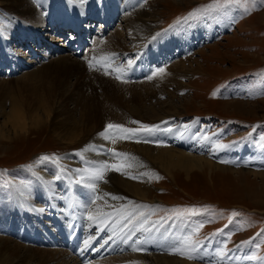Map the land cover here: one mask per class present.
<instances>
[{"label": "rangeland", "instance_id": "obj_1", "mask_svg": "<svg viewBox=\"0 0 264 264\" xmlns=\"http://www.w3.org/2000/svg\"><path fill=\"white\" fill-rule=\"evenodd\" d=\"M119 1L122 3L123 0ZM31 2L38 7L41 13H45L48 6L56 10L61 4L59 0H31ZM144 2H150V12L158 14V21L152 32L144 33L143 37L133 40L129 35L127 24L120 19V21H115V24L102 37L97 32V26L94 28L96 34L93 35L91 42L86 45L80 56L76 57L85 67L84 74L98 76L128 86L130 83L141 82L159 84L162 80L153 73L163 68L164 72L168 69L171 74L170 68L176 63H181L187 69L192 68L194 73L182 77V74L178 72L175 79L180 80L182 88H178L177 84H172L173 86L168 88L162 86L163 88L154 92V96L149 94L145 100L146 103L156 106L157 102L169 101L171 99H168L169 95H173L172 102L176 111L174 116L168 117L167 115L153 122L141 121L128 115L125 116V113L118 110L119 108L115 105L114 111L116 116L120 117V121H107L105 128L110 133L108 137L118 139L117 141H121L120 144L123 145L127 144V141H138L161 147L168 145L185 152L191 151L192 154L200 155L202 153L219 165L235 169L264 171V19L262 18L264 3L261 0H241L240 3H226V0H142L138 3L139 9ZM83 6L84 4L81 3V7ZM71 7L76 11L74 6ZM113 7L111 0H99V6L95 11L105 8L109 10L107 14L110 15ZM122 10L116 9L113 14ZM77 13L82 15V13ZM124 13L122 18L131 12L124 11ZM120 16L121 14H118L116 19ZM0 21H4L1 14ZM50 29L42 34V38L45 39L44 45H49L47 42L55 40L54 42L58 46L60 45L59 47H64V43L57 41V36ZM117 31L124 36L125 44L122 46L126 49L117 48L116 51H112L107 42L110 37H114L118 41V38L115 37ZM155 37L158 38L155 39ZM173 37L177 40L180 39L179 46L182 38H185L184 49L172 46L170 38ZM0 38L2 39L0 52L3 54L15 53L16 48L12 49L11 47L15 41L3 34ZM142 39L147 40L141 42ZM150 39L156 44L154 47L145 44ZM176 39L173 40L176 41ZM144 44L146 45L145 49L140 48ZM183 46L182 43L181 47ZM42 48L44 49V47ZM185 48L187 50L185 54L177 52L184 51ZM20 49L22 51L19 50L18 53L23 54L25 60L32 59L28 58L29 47L27 45L22 44ZM63 50L66 51L55 53L69 56L72 53L71 49L69 52L68 48H63ZM144 50L146 51L145 57H149L153 53L149 61L146 62L148 71L142 76L143 78L148 73L146 78L129 79L127 72L124 76L122 75L124 70L113 69L116 66L114 63L117 61L118 65L135 67V62L141 61L142 56L144 57ZM52 55L53 53H51V57ZM115 57L118 59H111H115ZM109 58L113 60L112 64ZM47 61L49 62L50 58H46L42 62ZM131 62H133L132 65ZM197 64L202 70L196 72ZM7 65L3 64L0 68L6 66L3 70L5 71L8 69ZM105 67L108 69L109 75L105 74ZM29 70L28 67L20 69L12 77L0 72V80H9L0 82V108L4 109V112H8L12 105L11 102L15 100L18 104L20 102L26 112L35 111L40 117L37 120V125L28 127L27 130L20 133L14 134L6 130L7 132H4V135H8L6 138L1 136L0 129V187L3 188L9 187V181L14 176L12 171L19 166H26L29 171L31 170V174H35L32 171L34 169L32 166H39L38 168L48 171L47 173L50 174L51 171L67 170V167L64 166L61 169L57 168L58 165L61 166L58 162L65 159L63 157L68 160L75 157L72 161L74 163L70 165L82 164L84 166L87 163L86 153L80 155L74 153L79 150L81 145L88 144L89 140L86 139L70 149H63L57 143L52 127L56 126L64 117L60 118L58 114L54 115L56 116L54 118L53 116L48 117L42 111L43 109L37 106V100L44 97L49 105H54L57 100L56 95L62 93L57 89L58 77L55 80L56 78L44 75L43 77H31V74L24 76ZM51 78L55 84L49 82L52 81ZM59 81H62L61 78ZM100 88L97 90L99 100H107ZM122 94L124 97L122 101H127L129 96L125 95L126 93ZM191 97L193 98L192 103L186 105L185 100ZM230 99H237L239 103L251 102V104L245 107L236 104L241 110L236 108L234 110L232 107H228L227 103H221ZM54 107L55 105L53 110ZM3 122H5V117L0 112V128ZM195 122L199 124V130L197 128L198 134L200 133L199 137L201 138L204 134L209 142H213L217 147L215 153L205 150L209 147L200 146L198 143L202 152L201 150L184 149L170 143L172 133ZM108 124L121 125L123 128L131 130L140 129L143 125L156 127L151 132L126 133L121 129H107ZM135 135H138L137 140L133 139ZM220 145H224V147H219ZM113 146L116 145L106 146L107 163L126 166L125 172H122L121 169L115 170L118 176H133L136 170L129 164L128 167L127 163L136 155L128 150L130 155L126 157H113L107 151V148ZM90 147L91 145L85 149L91 150ZM64 164L69 163L62 165ZM90 165L92 164L90 163ZM69 169L73 170L74 168ZM135 175L148 180L151 178L157 180L152 183L155 185L153 201L151 203L142 202L140 206L135 204L134 210L141 207L142 211H145L148 223L157 225L160 243L167 235L163 229L169 227L172 231L171 235H179L178 240L181 241L183 247L182 253L190 263L264 264V178L253 175L243 178H221L212 175L210 178L206 175L195 174H191L187 178L181 173H175L176 178L173 181L164 174L158 165L142 169L140 174ZM235 176L234 174L233 177ZM79 180H81L79 177L67 179L70 185L79 184L77 187H80ZM64 182H61V188L69 189L68 186H65L67 183L64 184ZM47 183L52 184L50 181H46ZM53 190L58 194L59 188ZM7 193L10 195V192ZM34 203L37 201L34 200ZM34 207L37 206L34 205ZM62 212L64 213V211ZM233 213L236 215H232ZM0 225L3 226L1 219ZM161 230L164 231V235ZM0 236L7 238V240L1 238L0 249L4 248L7 251L0 250V256L3 257L13 250L15 244L12 243L14 239L1 230ZM141 236L142 239L145 238L144 233ZM209 242H212L213 246ZM133 252L134 250H131L126 253L133 254ZM33 254H35L33 251L26 250L23 253L25 260L19 264H39L37 255L33 256ZM121 255L119 253L114 257Z\"/></svg>", "mask_w": 264, "mask_h": 264}, {"label": "bare ground", "instance_id": "obj_2", "mask_svg": "<svg viewBox=\"0 0 264 264\" xmlns=\"http://www.w3.org/2000/svg\"><path fill=\"white\" fill-rule=\"evenodd\" d=\"M59 1L61 4L56 10L48 6L46 12L41 13L31 0H0V14L4 19V21H0V36L3 34L10 40L15 41V45L12 44L11 47L12 49L16 48L15 53L12 54L0 52V64H8V69L3 71L6 68L5 66L2 69L0 68V72L12 77L20 69H27L28 67L30 70L24 76L31 74V77H43L44 75L56 78L55 80H57V77L59 80L61 78L62 81L58 80L56 83L58 92L61 93L62 91V93L56 95L55 109L53 110L54 105H49L47 100L44 99L45 97L38 99L36 103L48 117L53 116L54 118L57 114L60 118L64 117L60 122L57 119L59 123L52 127L56 141L63 149H70L86 139L89 140L88 144L81 145L79 150L74 153L76 155L86 153L85 160L87 163L84 166L82 164L78 166L70 165L74 163L72 161L75 157L71 160L63 157L65 159L58 162L61 166L57 164V168L61 169L64 166L67 167V170L51 171L48 174V171L41 170V168H38L39 166L35 167L33 165L34 169L32 171L35 174H31V170L29 171L26 166H19L12 171L14 176L9 181V187H0V219L3 223V226L0 225V230L14 239L12 243L15 246L12 251H9V254L3 257L0 256V264H19L23 262L25 260L23 253L26 250L33 251L35 253L33 256L37 255L39 264H194L184 258L183 247L181 241L178 240L179 235H171L172 231L169 227L163 229L167 235L165 234L164 240L160 243L157 225L148 223L145 211H142L141 207L134 210L135 204L140 206L142 202L151 203L153 201L155 185H152V183L157 181L152 178L148 180L147 178L136 177L135 174H140L142 169L145 170L156 165L173 181L176 178L175 173H181L187 178L191 174L206 175L210 178L212 175L221 178H243L248 175L264 178V171L235 169L219 165L202 153L200 155L192 154L191 151L185 152L168 145L161 147L138 141H127V144L123 145L120 144L121 141H117L118 139H110L108 137L110 133L105 128L107 121H120V117L116 116L114 111L115 105L119 108L118 110L125 113V116L128 115L141 121L153 122L167 115L168 117L174 116L176 111L172 102L173 95H169L168 99L171 98L169 101L157 102L156 106L146 103L145 100L149 97V94L154 96V92L162 86L168 88L172 84H177L178 88H182L180 80L175 79L178 72L182 74V77L185 75L190 76L191 73H194L192 72L193 69H187L181 63H176L170 68L171 74L168 69L163 74H157L162 80L159 84L141 82L130 83L128 86L98 76L85 75L83 70L85 67L80 64L73 50L70 53L72 56L55 53L60 50V53L63 52L62 48H68L69 52L70 43L74 39L73 34L64 40L57 39V41L64 43V47H59L60 45L58 46L54 42L55 40L47 42L49 46L48 51H46L47 46H44L45 39L42 38V34L47 32L51 25L65 27V25L73 23L83 36H87L88 33L94 30L92 28L95 18L102 17V20H113L112 15L116 13L113 14L114 10L120 11L128 7L125 10L131 13L127 12L128 14L121 20L127 24L129 35L135 40L143 37L144 33L152 32L155 23L158 21V14L150 12V2H144L140 10L138 3L142 0H123L122 3H119L121 2L119 0H111L114 7L110 15L107 14L109 10L105 8L95 11L99 6V0H95L94 3L91 2L92 0ZM81 3L84 4L83 7H81ZM71 6H74L76 11L82 13V15H79ZM262 18L264 19V14ZM38 24H40L39 27ZM97 29L102 37L110 30L109 28L103 30L102 24ZM115 37L118 38V41L114 37L109 38L107 42L109 48L112 51H116L117 48L126 49L122 46L125 44L124 36L117 31ZM170 39H172V46L184 49L185 46L181 47L182 43L179 46V38V40L174 37ZM173 39H176V41ZM85 40L88 41V38ZM146 40L142 39L141 42ZM153 42L150 39L145 44L154 47L156 44ZM22 44L29 47V54L27 55L28 58H32L31 60L28 58V60H25L23 54L18 53L19 50L22 51L20 49ZM145 44L140 48L145 49ZM31 45L33 46L30 47ZM36 46L40 47L36 49ZM145 52L144 50L143 55H145ZM51 53H53L52 57ZM144 57L141 58V61L137 60L135 62V67L118 65L117 61L114 63L116 66L113 69L120 68L124 70L122 75L124 76L127 72L129 79L146 78L148 73L142 78L147 72L146 59L148 57ZM46 58H50V61L42 62ZM111 59L116 60L118 58ZM111 59L109 58L112 64L113 60ZM133 62H131V65ZM198 65L195 68L197 69L196 72L202 70ZM133 70L135 71L132 72ZM136 72L138 73L136 74ZM105 74L109 75L107 68ZM123 80L125 79L123 78ZM4 81L9 80H0V82ZM49 82L55 84L53 79ZM98 88L102 90L103 95H106L107 100H99ZM122 93L129 96L125 102L122 101V98H124ZM192 101L193 98L191 97L185 100V103L189 105ZM11 103L8 112H4L5 110L0 108V112L5 117V122L2 123L0 128L3 138L8 137V135H4L6 130L14 134L20 133L27 130L28 127L37 125V120L40 118L35 111L26 112L21 107L20 102L18 104L13 100ZM221 103H227L228 107L238 110L241 109L236 104L242 105L241 107L251 104V102L239 103L237 99H230ZM198 125L195 122L192 125L181 127L180 130L172 133L170 143L195 151L201 150L199 148L201 145H206L210 149L206 148L205 150L214 151L215 153L217 148L215 144L209 142L204 134L201 138L199 137ZM137 138L138 135H135L133 139L137 140ZM89 145H91V150H86L85 148ZM109 145H116L107 148V151L113 157H126L130 155L129 151L136 155L129 159L127 163V166L129 164L130 167L136 170L133 176H118L111 167H104L109 165L106 161L107 154L105 152L106 146ZM117 153L122 155H117ZM63 163L69 164L62 165ZM88 163L92 165L89 166ZM69 168L74 169L70 170ZM126 169L125 165L121 168L122 172H125ZM98 171L102 173L103 179L94 175ZM234 174L235 177H233ZM78 177L81 178L79 180L80 187H77L79 184L70 185L67 181L68 178ZM46 181H50L52 184H46ZM63 181L67 183L65 186H68L69 189L65 190L64 188L63 190V187L61 188V182ZM56 188H59V191L57 190L58 194L53 190ZM7 192H10V195ZM34 200L37 203H34ZM34 205L37 207L35 208ZM89 217H92V219ZM178 227L183 229L181 226ZM71 229L76 230L81 239L80 245L76 249L71 248L69 239L65 236L68 230ZM164 231H162V235H164ZM143 233L145 234L144 239L141 236ZM1 238L7 240L6 237L0 236V245ZM85 241L88 243L85 244ZM0 250L6 251L4 248ZM98 250L101 251L99 257L92 258ZM131 250H134L133 254L126 253ZM119 253L120 255L121 253L125 254L114 257Z\"/></svg>", "mask_w": 264, "mask_h": 264}, {"label": "snow or ice", "instance_id": "obj_3", "mask_svg": "<svg viewBox=\"0 0 264 264\" xmlns=\"http://www.w3.org/2000/svg\"><path fill=\"white\" fill-rule=\"evenodd\" d=\"M240 2H241V0H226V3H240ZM261 2L264 3V0H261ZM163 72H164V69L163 68H160V69L157 70V72H154L153 75H157V74L163 73ZM149 79H151V77H149ZM155 127L156 126H151L150 127L148 125H143L140 129L131 130V129H125L121 125H114V124H108L107 125V129H113V128L121 129L123 132H126V133H133L134 131L151 132ZM101 135H103V133H101ZM105 138H108V137H105ZM125 138H127V137H125ZM219 147H224V145H220ZM117 155H122V154L117 153ZM44 159H47V157H44ZM104 167L105 168L111 167L112 169H114L116 171H119L121 169V167H123V166L122 165H119V164H112V165H105ZM94 175L96 177L100 178V179H103V175L99 171L96 172V173H94ZM186 211H194V210H186ZM178 214H182V213H178ZM232 215H236V213H233ZM89 218L92 219V217H89ZM87 243L88 242L85 241V244H87Z\"/></svg>", "mask_w": 264, "mask_h": 264}]
</instances>
